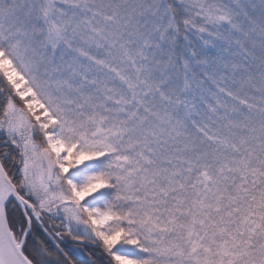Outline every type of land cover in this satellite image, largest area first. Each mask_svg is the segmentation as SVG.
<instances>
[{
	"label": "snow or ice",
	"instance_id": "snow-or-ice-1",
	"mask_svg": "<svg viewBox=\"0 0 264 264\" xmlns=\"http://www.w3.org/2000/svg\"><path fill=\"white\" fill-rule=\"evenodd\" d=\"M66 237L264 264V0H0V264Z\"/></svg>",
	"mask_w": 264,
	"mask_h": 264
},
{
	"label": "trees",
	"instance_id": "trees-1",
	"mask_svg": "<svg viewBox=\"0 0 264 264\" xmlns=\"http://www.w3.org/2000/svg\"><path fill=\"white\" fill-rule=\"evenodd\" d=\"M65 240H66L65 243H68V244H70V245H72V246H74V247L77 246V245H75L74 243H72V240H71L70 237H66ZM65 246H66V244H65ZM81 247H83V246H81ZM65 248H66V247H65ZM65 250H66V249H65ZM66 251H69V255L72 256V258H73L74 260H76V264H83L84 257H80V256H78V255H73V253H72L70 250H66ZM89 251H91V249L85 248V252H86V253L89 252Z\"/></svg>",
	"mask_w": 264,
	"mask_h": 264
},
{
	"label": "flooded vegetation",
	"instance_id": "flooded-vegetation-1",
	"mask_svg": "<svg viewBox=\"0 0 264 264\" xmlns=\"http://www.w3.org/2000/svg\"><path fill=\"white\" fill-rule=\"evenodd\" d=\"M66 241V240H65ZM66 244V250H70V249H72V248H75L74 246H72V245H70V244H68V243H65Z\"/></svg>",
	"mask_w": 264,
	"mask_h": 264
}]
</instances>
